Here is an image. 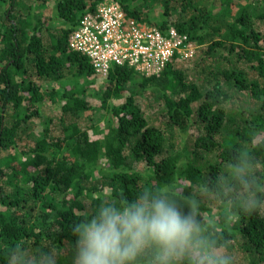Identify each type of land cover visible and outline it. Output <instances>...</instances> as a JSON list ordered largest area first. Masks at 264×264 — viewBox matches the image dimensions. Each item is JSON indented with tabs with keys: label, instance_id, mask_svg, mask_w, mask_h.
I'll list each match as a JSON object with an SVG mask.
<instances>
[{
	"label": "trees",
	"instance_id": "1",
	"mask_svg": "<svg viewBox=\"0 0 264 264\" xmlns=\"http://www.w3.org/2000/svg\"><path fill=\"white\" fill-rule=\"evenodd\" d=\"M104 1L0 0V264L21 241L29 254L62 248L60 264H71V225L106 198L134 200L170 182L192 191L236 148H247L264 175V0H115L130 20L174 28L199 50L190 67L174 58L153 77L114 66L103 101L127 97L109 106L116 127L107 141L93 136L91 118L82 115L88 92L64 85L97 75L68 42ZM49 5L50 16L42 12ZM157 10L160 21L152 18ZM132 81L152 102L137 104ZM59 92L61 112L45 117L42 105L56 103ZM36 117L44 136L30 143ZM103 156L108 169L94 175ZM130 156L148 172L135 171ZM246 195L239 188L207 195L203 210L214 214L213 231L230 239L235 264H264V213L235 211Z\"/></svg>",
	"mask_w": 264,
	"mask_h": 264
},
{
	"label": "clouds",
	"instance_id": "2",
	"mask_svg": "<svg viewBox=\"0 0 264 264\" xmlns=\"http://www.w3.org/2000/svg\"><path fill=\"white\" fill-rule=\"evenodd\" d=\"M260 136L252 134V140ZM247 148H236L222 170L192 191L178 182L145 188L134 200L105 199L89 218L74 222L71 264H235L231 241L213 231L214 214L205 212L204 197H224L239 188L248 195L236 210L264 213V175ZM226 218H235L234 211ZM211 225V226H210ZM65 250L37 248L29 254L21 241L4 251L5 264H60Z\"/></svg>",
	"mask_w": 264,
	"mask_h": 264
},
{
	"label": "built area",
	"instance_id": "3",
	"mask_svg": "<svg viewBox=\"0 0 264 264\" xmlns=\"http://www.w3.org/2000/svg\"><path fill=\"white\" fill-rule=\"evenodd\" d=\"M69 49L86 56L98 77L106 79L114 66L133 68L145 77L158 76L174 60H189L197 45L176 29L130 20L115 0L100 3L71 34Z\"/></svg>",
	"mask_w": 264,
	"mask_h": 264
},
{
	"label": "rangeland",
	"instance_id": "4",
	"mask_svg": "<svg viewBox=\"0 0 264 264\" xmlns=\"http://www.w3.org/2000/svg\"><path fill=\"white\" fill-rule=\"evenodd\" d=\"M50 10H52V6L49 5V8L44 7L42 12L50 16ZM159 13L160 10H157L156 14L154 15L155 17L152 16V18H154L156 21H160L161 18L158 17L160 15ZM235 13H233L232 15H236ZM232 18L233 16H229V21H232ZM198 50L199 48H197L195 56ZM192 59L181 60V64H183L184 67H190ZM104 81L105 79L98 77L97 75L94 77L84 76L79 79H73L68 82H65L66 84L64 83V85L67 89H77L79 91L86 90L88 92V103L90 105V109L88 112L82 113V115L83 117L91 118L94 124V130L92 132L93 136L103 141H107L114 138L115 135L113 131L114 127H116V124L112 122V118L110 117L109 106L111 104H122L127 96L122 97L120 100L103 101L101 92L103 91L102 86L104 84ZM45 83L46 87H48L49 83ZM131 86L133 88V96L137 99L138 105H141V103L143 104L144 102H152V98H148L147 96L139 92L136 81H132ZM60 95L61 94L59 92V96L56 99V103L51 104L49 101H47L45 104L42 105L41 110L45 117L59 115V113L61 112V100L59 99ZM32 122L34 125H31L30 127V143H34L35 141L40 140L44 136L45 128L43 122L37 117L33 118ZM129 162L132 164V168L135 171H139L142 173L148 172V167L146 166V164L143 162H139L133 156H130ZM107 169V159L105 156H103L97 168L93 170V174L98 175L100 173V170Z\"/></svg>",
	"mask_w": 264,
	"mask_h": 264
}]
</instances>
